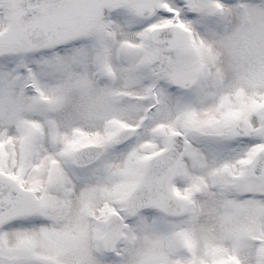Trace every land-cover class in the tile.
Here are the masks:
<instances>
[{"label": "snow or ice", "instance_id": "obj_1", "mask_svg": "<svg viewBox=\"0 0 264 264\" xmlns=\"http://www.w3.org/2000/svg\"><path fill=\"white\" fill-rule=\"evenodd\" d=\"M0 264H264V0H0Z\"/></svg>", "mask_w": 264, "mask_h": 264}]
</instances>
